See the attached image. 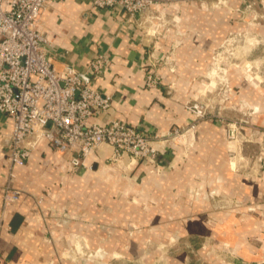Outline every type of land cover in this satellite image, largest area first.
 <instances>
[{
    "label": "crops",
    "instance_id": "crops-1",
    "mask_svg": "<svg viewBox=\"0 0 264 264\" xmlns=\"http://www.w3.org/2000/svg\"><path fill=\"white\" fill-rule=\"evenodd\" d=\"M210 1H184L179 10L162 3L163 11L177 13L181 20L177 72L161 68L165 83L176 80L173 94L146 83L153 56L166 52L175 38L173 33L150 35L144 30L140 23L151 10L131 17L120 7H96L90 0H54L42 10L39 28L50 34L55 47L51 60L58 70L68 63L84 67L98 53L109 54L108 69L96 75L93 84L112 95V105L97 111L91 121L120 118L163 134L190 122L188 90L195 76L208 68L213 49L232 32L234 7L242 4L229 0L231 7L210 9ZM11 129V118L0 112V253L7 264H74L77 259L61 251L72 245L75 234L109 251L124 253L126 247L130 252L119 258L132 260L146 256L139 254L142 233L166 239L172 230H186L214 245L227 241L238 247L242 259L264 264V175L260 168L255 174L235 175L227 159L229 145L216 123H201L187 151L169 139L155 162L139 159L129 167L109 163L112 146L102 143L87 157L92 168L79 169L43 138L26 163L15 167V184L22 193L4 207ZM211 189L225 191L229 204L228 199H240L241 208L202 199V191ZM41 195L38 212L36 199ZM133 222L142 232L131 236L127 231ZM149 256L155 257L150 254L144 260Z\"/></svg>",
    "mask_w": 264,
    "mask_h": 264
},
{
    "label": "built area",
    "instance_id": "built-area-1",
    "mask_svg": "<svg viewBox=\"0 0 264 264\" xmlns=\"http://www.w3.org/2000/svg\"><path fill=\"white\" fill-rule=\"evenodd\" d=\"M51 1L0 0V112L12 120L6 138L4 207L22 193L15 184V167L26 163L43 138L79 169L92 168L87 157L102 143L112 146L109 163L129 167L139 159L155 162L162 144L182 130L174 127L162 134L120 118L91 121L97 111L112 105V95L93 84L108 69L110 56L101 52L84 67L68 63L58 70L51 60L55 47L50 34L39 28L42 10ZM90 1L96 7H120L134 17L165 2L186 0ZM146 83L157 87L158 77L149 71ZM189 108L196 112L197 105ZM0 264H7L1 253Z\"/></svg>",
    "mask_w": 264,
    "mask_h": 264
},
{
    "label": "rangeland",
    "instance_id": "rangeland-1",
    "mask_svg": "<svg viewBox=\"0 0 264 264\" xmlns=\"http://www.w3.org/2000/svg\"><path fill=\"white\" fill-rule=\"evenodd\" d=\"M228 1L211 0L206 4L210 3L208 6L210 9L221 6L231 7ZM183 2L172 1L165 4L175 5L176 10H179ZM165 4L151 9L140 24L150 35L161 34L164 31L175 36L166 52L153 56L152 65V72L158 77L159 85L173 94L176 80L165 83L161 68L166 67L171 73L177 72L176 53L183 39L176 36H181L182 33L181 20L176 18L179 14L163 11L161 6ZM233 11L237 13L234 28L213 49L208 68L193 79L185 103L186 108L192 113V118L187 125L181 126L179 136L173 140L180 143L184 151H187L196 140V128L201 123L214 122L223 131L222 138L229 145L227 159L235 175L240 177L247 172L255 174L260 168L262 176L264 175V0H242V4L234 7ZM156 47L159 48L158 45ZM194 105H197L196 112L189 108ZM216 140L222 141L218 136ZM226 194L225 191L217 189L203 190L201 193L202 199L211 197L213 204L222 205L224 208H241L240 199H228V201L232 200L229 204L226 201ZM43 199L44 195L36 199L38 212H42ZM130 227L127 232L131 236L142 232V227L136 222L131 223ZM187 232L172 230L167 234L166 239H162L160 235L155 237L153 235L154 239L148 236L150 234L142 233L139 254H144L145 257L150 254L155 255V257L149 256L146 260L141 256L131 258L132 260L125 257L121 259L119 255L129 253L128 248L123 247L124 253H122L119 250L109 251L103 245L94 247L81 234H75L72 245L64 247L61 254L77 259L74 264L80 261L84 264H210V262L257 264V261L248 262L242 259L238 247L227 241L221 245H214L208 238L203 239L194 234L189 235ZM201 243L204 247H201ZM114 255L117 257L112 258Z\"/></svg>",
    "mask_w": 264,
    "mask_h": 264
}]
</instances>
